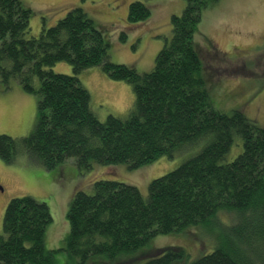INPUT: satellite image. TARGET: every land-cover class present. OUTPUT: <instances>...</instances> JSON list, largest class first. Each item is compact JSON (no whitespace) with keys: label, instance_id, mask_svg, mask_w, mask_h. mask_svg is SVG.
I'll return each mask as SVG.
<instances>
[{"label":"trees","instance_id":"trees-1","mask_svg":"<svg viewBox=\"0 0 264 264\" xmlns=\"http://www.w3.org/2000/svg\"><path fill=\"white\" fill-rule=\"evenodd\" d=\"M209 1L186 0L181 14L171 16V40L158 51L153 69L138 72L111 61L109 42L83 7H72L53 25L43 21L33 36L31 9L20 0H0V79L8 88L13 78L37 96L33 131L0 134L1 159L11 162L24 152L46 169L68 160L80 170L96 162L136 168L205 142L176 168L153 178L146 197L136 185L114 179L93 181L91 192L76 189L61 249L80 264H94L95 256L113 264L151 237L207 223L219 210L230 212L233 221L218 244L191 264H264V126L241 110L225 113L212 104L202 52L194 42ZM150 14L142 0L129 3L128 21ZM125 37L122 30L120 38ZM60 60L70 63L72 74L50 69ZM90 66L131 84L134 100L126 115L109 114L104 121L96 115L79 76ZM236 140L242 149L226 161ZM50 221L45 201L12 197L0 230V264H54L56 250L44 244ZM187 257L181 247H160L144 264Z\"/></svg>","mask_w":264,"mask_h":264},{"label":"rangeland","instance_id":"rangeland-1","mask_svg":"<svg viewBox=\"0 0 264 264\" xmlns=\"http://www.w3.org/2000/svg\"><path fill=\"white\" fill-rule=\"evenodd\" d=\"M20 1L31 9L30 35L33 36L39 35L43 21L47 26L53 25L72 7H83L109 42L111 61L132 66L138 72L153 69L158 51L171 40V16L181 14L186 5V0H142L149 6L150 16L130 22L127 14L132 0ZM122 30L126 32L124 39L120 38ZM194 42L202 52L203 76L213 106L225 113L241 110L264 126V0H210L202 10ZM50 69L72 74V66L65 60L57 61ZM79 76L91 94L99 119L104 121L109 114L124 116L128 113L134 100L129 82L111 78L99 66L87 67ZM36 116L37 96L24 90L13 78L8 88L0 79V134L28 135L35 127ZM204 143L198 141L183 149L177 148L172 155L164 153L136 168L128 167L125 162H96L92 168L80 170L73 160H68L46 169L24 152L11 162L0 158V230L5 208L12 197L30 195L43 200L51 215L44 244L46 249L56 250L54 264H80L61 249L69 233L67 211L76 189L91 192L93 181L114 179L136 185L146 197L153 178L176 168ZM241 149V141L236 140L225 160H232ZM219 211L207 223L155 235L129 254L121 255L113 264H144L157 248L167 246L181 247L188 254L184 260L171 264H191L218 244L222 231L233 221L230 212ZM91 261L104 264L107 260L95 256Z\"/></svg>","mask_w":264,"mask_h":264},{"label":"crops","instance_id":"crops-1","mask_svg":"<svg viewBox=\"0 0 264 264\" xmlns=\"http://www.w3.org/2000/svg\"><path fill=\"white\" fill-rule=\"evenodd\" d=\"M64 69H68V66H66L65 64H62Z\"/></svg>","mask_w":264,"mask_h":264},{"label":"flooded vegetation","instance_id":"flooded-vegetation-1","mask_svg":"<svg viewBox=\"0 0 264 264\" xmlns=\"http://www.w3.org/2000/svg\"><path fill=\"white\" fill-rule=\"evenodd\" d=\"M0 188H1V184H0ZM1 189H2V188H1ZM1 189H0V190H1Z\"/></svg>","mask_w":264,"mask_h":264}]
</instances>
